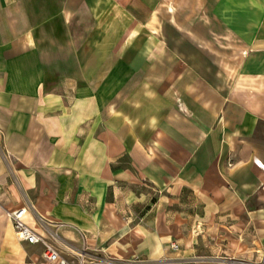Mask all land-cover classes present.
Segmentation results:
<instances>
[{"label": "crops", "instance_id": "0c3cea01", "mask_svg": "<svg viewBox=\"0 0 264 264\" xmlns=\"http://www.w3.org/2000/svg\"><path fill=\"white\" fill-rule=\"evenodd\" d=\"M256 162L264 0H0V264H48L17 207L63 256L208 264L192 222L228 238Z\"/></svg>", "mask_w": 264, "mask_h": 264}, {"label": "rangeland", "instance_id": "374dc122", "mask_svg": "<svg viewBox=\"0 0 264 264\" xmlns=\"http://www.w3.org/2000/svg\"><path fill=\"white\" fill-rule=\"evenodd\" d=\"M247 206L254 207L255 211L246 212L239 221L230 217L229 230L226 231L228 238L214 229V225L208 222L209 218L204 225L196 220L192 222V238L190 237L191 240L186 245L191 258L185 260L221 264L224 259L220 257L224 256L230 258V261L253 264L264 250V203L256 204L254 200H250Z\"/></svg>", "mask_w": 264, "mask_h": 264}, {"label": "built area", "instance_id": "2783aa9c", "mask_svg": "<svg viewBox=\"0 0 264 264\" xmlns=\"http://www.w3.org/2000/svg\"><path fill=\"white\" fill-rule=\"evenodd\" d=\"M264 175V165L256 162ZM261 190L264 193V179L261 182ZM26 207H17L5 210V216L9 219L13 228L14 236L18 241H23L28 244H39L41 247L40 258L48 264H113L107 258H99L85 252H72L69 251L68 256L60 254L57 247L53 242L57 240V236L46 231L45 234H40L33 230L25 221L24 215ZM172 249L176 248L175 243L169 244ZM236 264H245L243 262H236ZM253 264H264V250L260 252L257 260Z\"/></svg>", "mask_w": 264, "mask_h": 264}]
</instances>
